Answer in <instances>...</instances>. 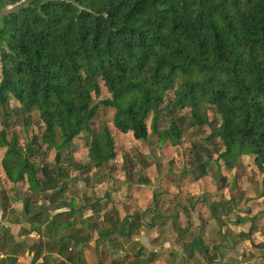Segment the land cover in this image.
<instances>
[{"label":"trees","instance_id":"trees-1","mask_svg":"<svg viewBox=\"0 0 264 264\" xmlns=\"http://www.w3.org/2000/svg\"><path fill=\"white\" fill-rule=\"evenodd\" d=\"M6 5L12 6L0 14V168L25 195L8 197L0 191V213L5 215L9 201H21L20 219L15 218L21 234H38L27 247L30 264H39L43 251L61 256L56 264H85L81 250L94 230V249L106 243L112 252L126 249L124 243L140 229L158 231L153 245L169 241L160 229L164 221L158 223L151 208L121 219L112 208L98 222L93 214H99L100 205L65 200L70 168H96L115 156L114 135L105 124L92 126L99 105L113 110L111 122L118 133L130 132L136 140L152 134L176 145L182 127L208 123L209 136L221 145L213 160L230 168L238 157L251 155L264 172V0H0V8ZM100 86L109 96L92 102ZM9 100L25 114L20 141L14 121L8 122ZM208 107L218 123L207 122ZM184 109L186 123L183 114L176 115ZM164 110L165 129L158 124ZM32 112L37 133L30 127ZM74 138L86 141L90 165L73 157ZM198 170L204 174L203 162ZM262 183L264 200V176ZM31 193L39 194L36 209ZM82 210L90 215L80 216L76 226L72 216ZM260 211L264 215V204ZM211 216L221 230L219 217ZM101 222L107 226L99 230ZM190 228L174 226L179 249L172 247L170 255L181 264L196 251L205 264H215L202 233ZM8 233L0 227L5 253L0 264H16L25 247L24 240L15 242ZM133 242L129 249L138 244ZM133 251L136 259L139 253ZM127 255L110 262L126 264ZM154 256L149 250L144 263Z\"/></svg>","mask_w":264,"mask_h":264},{"label":"rangeland","instance_id":"rangeland-1","mask_svg":"<svg viewBox=\"0 0 264 264\" xmlns=\"http://www.w3.org/2000/svg\"><path fill=\"white\" fill-rule=\"evenodd\" d=\"M11 6L1 7L0 14ZM108 96L105 88L100 86V91L94 95L92 102L100 101ZM8 105V122L12 124L14 121L21 136L19 141L23 140L22 118L25 114L16 110V104L12 100H9ZM164 111L158 123L163 129L168 126V116L165 115L167 111ZM182 111L176 110V115H184L185 109ZM112 112L111 108L99 105L97 116L91 122L93 128L105 124L114 135L115 156L96 168L90 166L88 168L82 166L83 169L78 170L70 168L68 173L71 181H67L63 195L65 200L71 197L78 206L83 203L100 205L99 214H93L97 215L95 220L98 222H100L101 214L103 212L111 214L112 208L117 210L118 219L133 213L134 210L142 211L147 207L151 208L152 213L158 214L156 221L158 223L159 220L164 221L160 229L163 231V237L165 234V238L169 240L163 242L155 240L161 248L154 252L161 257L162 261L157 262L158 264L178 263L176 257H172L169 253L173 246L179 249V243L173 239V236H178L174 226L186 224L192 227L190 231L195 228L202 233L203 242L208 247V254L213 256L215 264H264V248L259 246L260 243L264 244V215L260 211L264 204L262 200L264 172L257 169L253 157L251 155L238 157L230 168H225L220 160L218 162L213 160L221 149V145L216 137L209 136L208 123L182 127L180 143L176 145H170V139L157 140V136L152 134H149L145 140H136L130 132L121 134L115 130L111 122ZM206 118L211 124L219 121L210 107L207 108ZM148 119L149 116L146 119L147 125ZM187 120L188 116L184 115L183 123ZM37 121V114L32 112L30 127L36 133L39 131ZM84 142L86 141L82 138H74L70 150L75 160L81 164L90 165L86 155L87 146ZM52 155V151L47 153L48 161H51ZM1 156L2 150H0V158ZM201 162L204 163V174H200L198 170V164ZM0 191L6 193L8 197L25 195L23 187L13 186L5 179L1 168ZM152 193L156 196V202L152 200ZM129 195L131 197L127 199ZM30 198L34 201L36 209L37 203L40 202L39 194L31 193ZM214 201L216 202L212 205ZM7 206L6 217H12L11 219L20 217V200H11ZM47 208L52 209L48 205ZM61 208L58 206L57 210L60 211ZM88 212L89 210H82V213L72 216L76 219V226H79L78 221ZM212 214H216L223 223L221 230ZM236 217H240L239 222L234 220ZM0 221H2L1 218ZM106 226L102 223L98 229L102 230ZM21 227V223L19 226L13 224L11 227L15 240L21 232ZM97 234V230H94L92 239L87 244L91 255L86 254L85 264H107L113 259V255L105 250L103 243L100 249H94L95 253L92 252L93 241ZM185 234L188 236L187 232ZM31 235L35 236L34 233ZM157 235L159 234L155 229L147 231L141 229L132 236L129 243L125 242L124 245L127 247L135 241L133 238L141 241L137 248L134 246L139 253L137 258L126 256L128 263L132 260L138 261L137 264L144 263V257L147 256L148 251L157 247V244L153 245L151 242L153 238L158 237ZM29 238L32 239L27 237ZM7 245H11V242ZM212 245H214L213 248L210 247ZM27 247L26 245L23 250L26 251ZM134 248L129 250L130 253ZM50 254H44V264H54ZM116 256L114 254V257ZM147 263L149 262L144 264ZM181 264H205V260L195 251L189 260L183 258Z\"/></svg>","mask_w":264,"mask_h":264},{"label":"crops","instance_id":"crops-1","mask_svg":"<svg viewBox=\"0 0 264 264\" xmlns=\"http://www.w3.org/2000/svg\"><path fill=\"white\" fill-rule=\"evenodd\" d=\"M127 199H129V197L127 198ZM16 210V209H15ZM0 218H1V220L2 221H0V227H2V226H5V227H7L8 228V232H9V235L13 238V241H15V242H18L19 240H24V243H25V247H26V245L29 247L31 244H32V242L34 241V240H36L37 238H38V234L36 233V232H34V231H30V232H28V233H24L23 235L21 234V232H19V234L17 235V238H16V240H15V238L13 237V235H12V231H11V227H12V225L13 224H17L18 226L20 225V223H19V220H16L15 218L16 217H14L13 219H11L12 217H6L5 215H1V213H0ZM8 221V222H6V221ZM23 225H27L26 223L25 224H23ZM22 226V225H21ZM26 228V227H25ZM141 230V229H140ZM146 231V230H145ZM31 233H34L35 234V236L33 237L32 235H31ZM27 237H31L32 239L30 240V238L29 239H27ZM26 240V241H25ZM133 240H135L136 242H138V244L137 245H135V248H137L140 244V242L139 241H137V239L136 238H133ZM27 242H29V244H27ZM89 243V242H88ZM100 246H102V245H98L97 246V248L98 249H100ZM103 246H104V248H105V250H107L108 251V253L111 255L112 253H114L115 254V256L117 255V256H122L123 254H128L129 255V257L130 256H132L133 257V255H134V251H132V253H130V251L129 250H131V249H129L128 247H126V245H123V247H125L126 249H117V250H114V252H112L111 251V249L109 248V245L107 244V246H106V243H103ZM174 247V246H173ZM24 248V247H23ZM175 249H176V247H174ZM153 250H154V252H156V249H161V248H159V247H153L152 248ZM148 250V249H147ZM115 251H117V252H115ZM143 251H144V249H143ZM146 251V250H145ZM0 252H2L3 253V250L1 251L0 250ZM92 252H94L95 253V250H94V243H93V247H92ZM50 254V255H52V261H54V264H56L60 259H62V257L61 256H58L57 254H55V253H52V252H45V251H43L39 256H38V258L36 259V262L37 263H39V264H44V260H45V255L44 254ZM118 253V254H117ZM81 254H82V257H83V259L85 258V256H86V254H89V255H91V253H90V251H89V249H88V246L87 245H85L83 248H82V250H81ZM114 254H112L113 256H114ZM3 255L5 256V253H3ZM3 256V257H4ZM31 256H32V252L31 251H29L28 252V249L26 248V251L25 250H22V252H20V253H17V255H16V258H15V263L16 264H30V259H31ZM160 255H156V253H155V256H154V258H153V260H151V261H149V263L151 262L152 264H153V262H154V264H158L157 262H161L162 260H161V257H159ZM3 257H1V258H3ZM0 258V259H1ZM43 258H44V260H43ZM140 258H142V257H140ZM128 260V259H127ZM20 261H26V262H20ZM149 263H147V264H149ZM47 264V263H46ZM103 264V263H102ZM107 264H112L111 262H109V263H107ZM128 264H130V263H128Z\"/></svg>","mask_w":264,"mask_h":264},{"label":"built area","instance_id":"built-area-1","mask_svg":"<svg viewBox=\"0 0 264 264\" xmlns=\"http://www.w3.org/2000/svg\"><path fill=\"white\" fill-rule=\"evenodd\" d=\"M3 256H4V255H3V253H2V252H0V258H1V257H3Z\"/></svg>","mask_w":264,"mask_h":264}]
</instances>
